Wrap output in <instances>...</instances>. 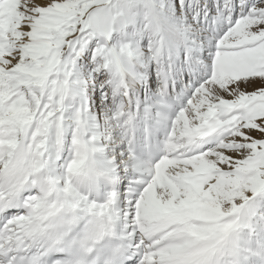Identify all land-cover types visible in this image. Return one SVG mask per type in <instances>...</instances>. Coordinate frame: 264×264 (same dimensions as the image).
Returning a JSON list of instances; mask_svg holds the SVG:
<instances>
[{"label": "snow or ice", "instance_id": "snow-or-ice-1", "mask_svg": "<svg viewBox=\"0 0 264 264\" xmlns=\"http://www.w3.org/2000/svg\"><path fill=\"white\" fill-rule=\"evenodd\" d=\"M0 264H264V0H0Z\"/></svg>", "mask_w": 264, "mask_h": 264}]
</instances>
